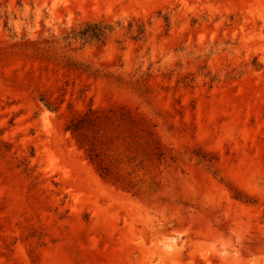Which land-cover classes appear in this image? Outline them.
Returning a JSON list of instances; mask_svg holds the SVG:
<instances>
[{
    "label": "rangeland",
    "instance_id": "obj_1",
    "mask_svg": "<svg viewBox=\"0 0 264 264\" xmlns=\"http://www.w3.org/2000/svg\"><path fill=\"white\" fill-rule=\"evenodd\" d=\"M0 264H264V0H0Z\"/></svg>",
    "mask_w": 264,
    "mask_h": 264
},
{
    "label": "trees",
    "instance_id": "obj_2",
    "mask_svg": "<svg viewBox=\"0 0 264 264\" xmlns=\"http://www.w3.org/2000/svg\"><path fill=\"white\" fill-rule=\"evenodd\" d=\"M110 26L102 25L99 22L87 23L86 26L73 34V38H78L81 40H102L105 38L106 31H109ZM74 125L73 129H76Z\"/></svg>",
    "mask_w": 264,
    "mask_h": 264
}]
</instances>
